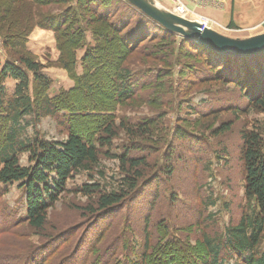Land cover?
I'll list each match as a JSON object with an SVG mask.
<instances>
[{"label":"trees","instance_id":"16d2710c","mask_svg":"<svg viewBox=\"0 0 264 264\" xmlns=\"http://www.w3.org/2000/svg\"><path fill=\"white\" fill-rule=\"evenodd\" d=\"M37 28L54 33L60 52L56 65L75 82L74 88L61 91L53 99L47 97L51 80L43 73L44 65L28 49L30 36ZM0 40L9 57L0 70V183L19 184L24 189L25 222L41 234L49 223L50 210L68 191L69 181L82 171L94 170L102 155L112 157L111 151L103 150L112 148L122 132L132 145L124 146L122 154L113 158L120 163V184L111 192L85 184L77 192L89 199L83 210L98 215L97 223L134 195H143L157 173L151 172L149 155L157 154L165 143L158 128L166 115L141 123L122 120L118 124L117 112L136 105L141 92L152 94L147 97L151 107L163 105L168 96L166 79L173 69L177 71L176 66L183 67L182 75L196 77L193 83L233 86L247 103L242 113L252 110L264 114V53L250 57L222 55L167 31L127 0H0ZM84 49L78 59V52ZM196 59L202 64L199 70L182 64L183 60ZM153 63L160 64L161 70L153 68ZM153 69L158 72L154 74ZM30 75L36 85L38 113L42 110L37 118L66 112V141L50 143L36 138L28 143L20 139L16 124L35 105L28 95ZM8 79L16 82L14 102L9 106L4 101L3 84ZM169 82L172 85L171 79ZM220 125L214 131L216 136L230 132L234 124ZM180 136L185 139V135ZM241 140L247 206L239 222L227 228L223 236L206 234L192 244L171 235L165 220L154 224L149 217L141 255L137 256L138 262L129 264H264V253L259 249L264 239V136L259 130L244 129ZM139 151L141 154L132 155ZM23 153L28 154V167L20 163ZM169 199L174 201V197ZM154 200L159 201L158 193ZM187 227L191 232L192 228ZM93 228L95 224L90 230ZM103 232L98 233L94 243ZM12 251L11 256L0 258V264H65L59 260V249L38 255L35 247L24 243ZM71 253L73 261L82 259L79 253L76 257ZM94 261L106 263L102 252Z\"/></svg>","mask_w":264,"mask_h":264},{"label":"rangeland","instance_id":"374dc122","mask_svg":"<svg viewBox=\"0 0 264 264\" xmlns=\"http://www.w3.org/2000/svg\"><path fill=\"white\" fill-rule=\"evenodd\" d=\"M154 1L184 18L206 23L208 29L227 39L247 42L264 36V0ZM89 40L93 42L90 35ZM28 49L44 65L43 73L51 80L47 97L53 99L61 91L75 87L68 72L56 65L60 52L53 32L35 29L30 36ZM84 53L85 49L79 51L78 59ZM0 58L1 70L9 60L1 40ZM185 63L198 70L202 65L197 59L183 60L182 64ZM150 65L160 70L162 68L160 64ZM176 67L177 71L173 69L171 77L166 79L164 89L168 96L163 105L151 107L147 97L152 94L141 92L136 105L117 112L118 124L122 120L141 123L166 115L158 128L161 133L159 137L165 143L157 154L149 155L151 172L157 173L152 176V183L143 190V195H134L111 216L97 223L98 215L93 216L83 210L89 204V199L77 192L85 184L97 185L105 192H111L120 184L123 179L120 163L113 158L122 154L124 146L132 145L123 132L112 148L103 150V153L111 151L112 157L102 155L94 170L82 171L69 181L68 191L50 210L49 223L42 234L25 222L24 189L19 184L0 183V258L11 256L14 253L12 250L17 251L25 243L35 247L38 255H48L59 249V260L62 259L65 264L136 263L137 256L141 255L139 251L145 245L144 228L149 217L154 224L165 220L171 235L192 244L206 234L223 236L227 228L239 222L247 206L241 132L255 129L264 136V114L252 110L242 113L241 109L247 103L233 86L193 83L196 77L188 73L182 75L183 67ZM152 72L156 74L158 70L153 69ZM81 73L79 63L78 74ZM30 76L32 83L28 95H31L35 105L16 124L20 139L28 143L36 138L50 143L66 141L69 137L67 113L38 119L37 114L42 110L38 113L36 85L33 76ZM200 76L203 75L200 73ZM3 84L6 87L4 101L9 106L14 102L16 82L8 79ZM169 98L170 101H166ZM223 122H233V128L216 136L214 131ZM181 134L185 135V139L181 138ZM28 158V154L20 155L22 166H29ZM156 164L158 167L155 170L153 166ZM157 193L159 201L154 200ZM173 197L174 201L169 199ZM92 224L96 229L90 230ZM187 226L192 228L191 232H188ZM103 229V235L94 243ZM155 237H152L153 242ZM259 249L260 253H264V239ZM71 252L74 257L79 253L82 259L75 258L73 261ZM101 252L106 263L94 261ZM46 264L52 263L49 261Z\"/></svg>","mask_w":264,"mask_h":264},{"label":"water","instance_id":"95a60500","mask_svg":"<svg viewBox=\"0 0 264 264\" xmlns=\"http://www.w3.org/2000/svg\"><path fill=\"white\" fill-rule=\"evenodd\" d=\"M127 1L167 31L222 55L250 57L264 53V36L247 42L227 39L197 21L189 20L164 9L154 0Z\"/></svg>","mask_w":264,"mask_h":264},{"label":"built area","instance_id":"2783aa9c","mask_svg":"<svg viewBox=\"0 0 264 264\" xmlns=\"http://www.w3.org/2000/svg\"><path fill=\"white\" fill-rule=\"evenodd\" d=\"M204 27H207V24L206 23H203Z\"/></svg>","mask_w":264,"mask_h":264},{"label":"bare ground","instance_id":"6f19581e","mask_svg":"<svg viewBox=\"0 0 264 264\" xmlns=\"http://www.w3.org/2000/svg\"><path fill=\"white\" fill-rule=\"evenodd\" d=\"M155 2V1H154ZM156 3V2H155ZM157 4V3H156Z\"/></svg>","mask_w":264,"mask_h":264}]
</instances>
